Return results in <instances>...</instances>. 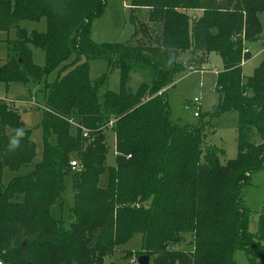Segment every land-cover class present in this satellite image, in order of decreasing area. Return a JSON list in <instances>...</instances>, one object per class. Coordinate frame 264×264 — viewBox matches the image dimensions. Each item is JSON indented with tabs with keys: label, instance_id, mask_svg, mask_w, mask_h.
<instances>
[{
	"label": "trees",
	"instance_id": "obj_1",
	"mask_svg": "<svg viewBox=\"0 0 264 264\" xmlns=\"http://www.w3.org/2000/svg\"><path fill=\"white\" fill-rule=\"evenodd\" d=\"M128 1L131 38L97 43L91 22L104 0H0V32L14 31L0 82H23L42 97L38 160L18 108L0 100V177L3 168L30 166L0 183V264H101L134 234L142 237L136 257L147 254L151 264H237L235 250L246 264H264V197L250 231L241 191L264 167V61L251 76L241 71L249 58L244 42L261 33L264 0ZM41 19L42 31L21 24ZM31 47L43 51V64L33 62ZM212 53L222 65L218 103L205 125L174 123L167 87ZM100 58L107 72L119 70L117 92H99L107 72L89 78L88 62ZM135 69L151 81L133 91ZM230 110L237 113V153L221 163L216 149H202V137L213 116ZM106 129L114 134L113 166L105 164ZM17 130L23 136L10 149ZM67 175L74 192L65 226L51 212L62 211Z\"/></svg>",
	"mask_w": 264,
	"mask_h": 264
},
{
	"label": "rangeland",
	"instance_id": "obj_2",
	"mask_svg": "<svg viewBox=\"0 0 264 264\" xmlns=\"http://www.w3.org/2000/svg\"><path fill=\"white\" fill-rule=\"evenodd\" d=\"M217 1L220 3L222 0ZM104 2L102 13L91 22L92 40L97 43L124 42L129 40L133 33V27L128 21L130 11L129 1L104 0ZM135 10L141 12L144 9L135 8ZM193 12L196 14L201 13L198 10ZM258 17L261 33L255 40L244 42L245 48L249 52V58L242 59L241 61V71L244 76H251L255 67L264 61V13H259ZM21 24L27 29L36 28L42 31L45 28L43 19L38 22L23 21ZM13 38V30L0 32V61L6 57L5 40ZM31 52L33 62L38 65L43 64V51L37 47H31ZM187 55L188 52L181 53L180 58L184 60L187 58ZM88 64V76L90 79H96L107 72V65L104 59H93ZM188 67L175 75L172 84L165 91L170 107V119L179 125H199L201 123L205 125V122L209 119L206 112L210 111L219 100V93L215 89V80L217 72L222 70L221 60L217 54L212 53L208 62L202 65L201 69L204 70L199 71V69L193 67L188 69ZM192 69H196L197 71H191ZM213 69H215V72L212 71ZM55 75L56 70L47 76V80H52ZM150 81V77L147 74L135 69L131 72L128 86L134 91L140 83L145 82L146 84H150ZM119 87L120 73L115 68L107 72L106 81L100 87L99 92L101 93L105 90L117 92ZM41 99L40 92L37 91L35 95H31L27 85L23 82H11L7 86L0 82V100H4L6 103L17 107L24 127L30 129V136L35 143L36 160L41 156V129L39 126L42 114L40 107ZM194 111L198 112L199 115L193 116ZM210 123L209 128L213 129V132L211 130L204 132L201 147L203 150L216 149L219 161L225 163L234 158L237 153V113L234 110L223 112L213 116ZM105 135L107 148L105 164L106 166H113L115 164L114 134L111 129H106ZM254 140L257 141V138L254 137ZM75 161L78 164V161ZM29 170V165L21 166L15 171L3 168L0 183L2 186H6L12 176L26 174ZM104 179L105 174H102L100 177L101 183ZM241 191L244 204L250 210L248 229L255 231L257 229V215L264 197V167L252 173L251 182L242 186ZM73 192L72 176L67 175L64 177L62 211L60 212L53 206L51 212L55 219L62 220L65 226L68 225L69 208L73 204ZM141 240V234H134L126 243L114 245L111 253H107L102 257L101 264H136V256L141 251ZM233 257L237 264L247 263V257L242 250H235Z\"/></svg>",
	"mask_w": 264,
	"mask_h": 264
},
{
	"label": "clouds",
	"instance_id": "obj_3",
	"mask_svg": "<svg viewBox=\"0 0 264 264\" xmlns=\"http://www.w3.org/2000/svg\"><path fill=\"white\" fill-rule=\"evenodd\" d=\"M23 136V132L20 130H17L15 135L10 138L9 141V148L10 149H15L19 146L20 140L19 138Z\"/></svg>",
	"mask_w": 264,
	"mask_h": 264
},
{
	"label": "water",
	"instance_id": "obj_4",
	"mask_svg": "<svg viewBox=\"0 0 264 264\" xmlns=\"http://www.w3.org/2000/svg\"><path fill=\"white\" fill-rule=\"evenodd\" d=\"M13 245H15V243H13ZM22 245H24V242ZM149 260L150 258L147 254H142L136 258V264H150Z\"/></svg>",
	"mask_w": 264,
	"mask_h": 264
},
{
	"label": "built area",
	"instance_id": "obj_5",
	"mask_svg": "<svg viewBox=\"0 0 264 264\" xmlns=\"http://www.w3.org/2000/svg\"><path fill=\"white\" fill-rule=\"evenodd\" d=\"M263 44H264V40H263ZM246 51H247V48H244V49H243V53L246 52ZM188 69H191V68L188 67ZM191 71H197V70H196V69H192ZM212 71L215 72V69H213ZM195 103L197 104V101H196V100H195ZM193 115H194V116H197V112L194 111V112H193ZM70 166H71V168H75V167H77V162H76L75 160L70 161Z\"/></svg>",
	"mask_w": 264,
	"mask_h": 264
},
{
	"label": "crops",
	"instance_id": "obj_6",
	"mask_svg": "<svg viewBox=\"0 0 264 264\" xmlns=\"http://www.w3.org/2000/svg\"><path fill=\"white\" fill-rule=\"evenodd\" d=\"M202 70H204V69H199V71H202ZM31 106V105H30ZM29 107V106H28ZM188 107V106H187ZM194 116V115H193ZM196 117V116H195Z\"/></svg>",
	"mask_w": 264,
	"mask_h": 264
}]
</instances>
